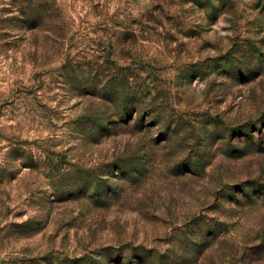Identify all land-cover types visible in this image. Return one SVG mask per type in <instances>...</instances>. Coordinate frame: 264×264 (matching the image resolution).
<instances>
[{
	"label": "rangeland",
	"instance_id": "rangeland-1",
	"mask_svg": "<svg viewBox=\"0 0 264 264\" xmlns=\"http://www.w3.org/2000/svg\"><path fill=\"white\" fill-rule=\"evenodd\" d=\"M0 264H264V0H0Z\"/></svg>",
	"mask_w": 264,
	"mask_h": 264
}]
</instances>
